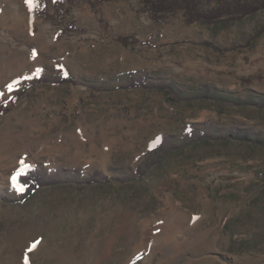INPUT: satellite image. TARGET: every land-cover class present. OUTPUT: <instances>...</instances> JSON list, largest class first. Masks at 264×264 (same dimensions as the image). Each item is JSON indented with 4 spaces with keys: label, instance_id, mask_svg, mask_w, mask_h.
<instances>
[{
    "label": "rangeland",
    "instance_id": "374dc122",
    "mask_svg": "<svg viewBox=\"0 0 264 264\" xmlns=\"http://www.w3.org/2000/svg\"><path fill=\"white\" fill-rule=\"evenodd\" d=\"M142 1L0 0V264H264V8Z\"/></svg>",
    "mask_w": 264,
    "mask_h": 264
},
{
    "label": "trees",
    "instance_id": "16d2710c",
    "mask_svg": "<svg viewBox=\"0 0 264 264\" xmlns=\"http://www.w3.org/2000/svg\"><path fill=\"white\" fill-rule=\"evenodd\" d=\"M87 1L94 6L107 0ZM207 1H214L216 5L203 6ZM142 4L156 21H161L180 9L184 11L188 23L198 22L204 25L233 22L264 8V0H143ZM159 143L154 147L159 146ZM27 190L29 187H26L24 193Z\"/></svg>",
    "mask_w": 264,
    "mask_h": 264
},
{
    "label": "snow or ice",
    "instance_id": "6c2138e0",
    "mask_svg": "<svg viewBox=\"0 0 264 264\" xmlns=\"http://www.w3.org/2000/svg\"><path fill=\"white\" fill-rule=\"evenodd\" d=\"M27 2L29 3V5L31 6L32 4H33V0H27ZM13 180H14V183L16 182V180H15V177L13 178ZM18 188H19V190H23V186H20V185H18ZM36 245L34 244L33 245V248L35 247Z\"/></svg>",
    "mask_w": 264,
    "mask_h": 264
}]
</instances>
